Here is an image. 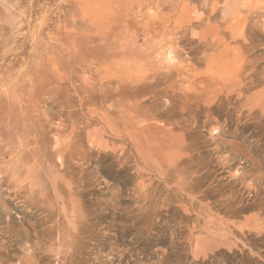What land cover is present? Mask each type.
<instances>
[{
    "label": "rangeland",
    "instance_id": "rangeland-1",
    "mask_svg": "<svg viewBox=\"0 0 264 264\" xmlns=\"http://www.w3.org/2000/svg\"><path fill=\"white\" fill-rule=\"evenodd\" d=\"M74 1L0 0V264H264V0Z\"/></svg>",
    "mask_w": 264,
    "mask_h": 264
},
{
    "label": "bare ground",
    "instance_id": "bare-ground-1",
    "mask_svg": "<svg viewBox=\"0 0 264 264\" xmlns=\"http://www.w3.org/2000/svg\"><path fill=\"white\" fill-rule=\"evenodd\" d=\"M76 1V4L77 5H81L82 7H88V6H90L91 4H94L95 2H93V1H89V0H75ZM74 1V2H75ZM107 5H108V3H107ZM110 8H111V6H110ZM75 20H77L76 19V17L74 16V21ZM157 81H154L153 82V85H155V83H156ZM171 84V83H170ZM153 85H151V86H153ZM168 85V84H167ZM159 91V90H158ZM178 91V90H177ZM180 95L183 97V98H188L189 97V94H188V92L185 90V89H180ZM166 92V91H165ZM174 92V91H173ZM179 92V91H178ZM167 96V95H166ZM182 102V101H181ZM184 108V107H183ZM186 109V108H185ZM183 113V112H182Z\"/></svg>",
    "mask_w": 264,
    "mask_h": 264
}]
</instances>
